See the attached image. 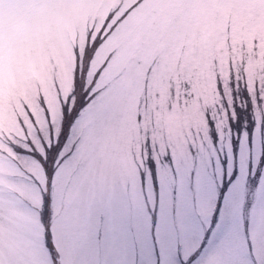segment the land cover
I'll list each match as a JSON object with an SVG mask.
<instances>
[{"label":"snow or ice","instance_id":"6c2138e0","mask_svg":"<svg viewBox=\"0 0 264 264\" xmlns=\"http://www.w3.org/2000/svg\"><path fill=\"white\" fill-rule=\"evenodd\" d=\"M213 8L264 18V0H0V264H264V31L215 61L222 103L186 153L142 127L165 78L195 99L166 73Z\"/></svg>","mask_w":264,"mask_h":264},{"label":"rangeland","instance_id":"374dc122","mask_svg":"<svg viewBox=\"0 0 264 264\" xmlns=\"http://www.w3.org/2000/svg\"><path fill=\"white\" fill-rule=\"evenodd\" d=\"M157 26L158 22L155 20L150 23L153 30ZM229 27L232 32L228 31ZM257 29L264 31V18L256 22L250 13L232 8L208 10L198 27L187 23L181 26L180 31L186 37L184 46L177 50L166 77L170 75L174 80L192 83L195 99L186 107L176 105L171 98L167 78L153 89L152 119L142 127L154 135L157 143L168 144L181 155L187 152L188 142H191L196 133L206 132L207 113L217 111L222 103L216 90V73L219 69L215 61L222 60L226 65L230 55L239 59L241 45L250 44ZM138 60L139 57L131 56L122 66L123 70L132 69ZM55 77L56 73L51 65L47 66L44 75L37 69L27 84L30 95L37 94L38 86L44 90H54ZM23 87L24 85L11 83L5 92L6 98L15 97L19 94L18 89ZM156 93H159V98ZM169 104L173 105L171 111ZM143 140L141 135L140 143ZM133 150L138 152L139 144H135Z\"/></svg>","mask_w":264,"mask_h":264}]
</instances>
